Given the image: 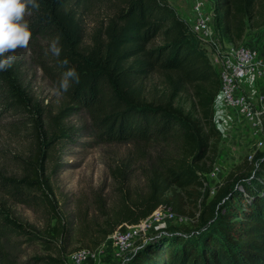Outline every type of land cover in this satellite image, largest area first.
<instances>
[{"label": "trees", "instance_id": "trees-1", "mask_svg": "<svg viewBox=\"0 0 264 264\" xmlns=\"http://www.w3.org/2000/svg\"><path fill=\"white\" fill-rule=\"evenodd\" d=\"M208 1L216 34L232 43L241 41L247 23L264 12V0ZM38 3V9L26 8L24 19L40 67L56 88L67 68H75L79 81H70L67 91L60 92L57 112L47 115L28 93L18 61L0 71V103L31 119L32 140L23 174L0 172V190L20 202L35 200L49 217L44 237L14 218L8 207H0V236L13 232L41 239L48 252L32 257L31 264H68L71 253L94 251L117 226L137 223L158 207L183 213L187 201L198 212L191 227L169 226L159 236L140 240L122 264H264V152L255 155L254 167L230 170L211 197L202 193L201 174L208 171L204 159L216 153L220 142L213 121L220 80L189 23L168 0ZM94 8L103 17L84 46V16ZM54 41L59 56L51 51ZM148 79L155 83L146 90ZM183 91L191 96L188 107L178 103ZM78 110H86L107 142H131L158 153L145 172V191L123 190L106 229L87 213L76 217L73 211H61L52 199L48 164L77 134L66 120ZM58 167L55 163L51 169ZM122 169L118 166L119 174H114L118 180L124 177ZM0 264H15L1 246Z\"/></svg>", "mask_w": 264, "mask_h": 264}, {"label": "rangeland", "instance_id": "rangeland-1", "mask_svg": "<svg viewBox=\"0 0 264 264\" xmlns=\"http://www.w3.org/2000/svg\"><path fill=\"white\" fill-rule=\"evenodd\" d=\"M168 1L187 18L190 26L195 24L197 16L194 6L200 2L199 10L204 17L208 16L210 31L209 34L204 35L202 41L216 72L222 55L231 48L252 40L247 36L254 35L262 39L259 46L262 45L264 48V12L261 16H255L253 22L247 23L241 41L232 43L216 34L212 8L208 0ZM102 15L101 9L95 8L92 13L85 14L84 46L88 45L91 34L96 32ZM255 22L261 24L256 27L253 25ZM12 54L19 62L22 80L28 93L42 113L55 114L62 97L57 92L54 81L40 67L39 53L28 44L23 48L18 47ZM262 60L264 61V50ZM152 80L155 83L154 79L147 80L146 90L150 88ZM236 87L238 95H242L248 103L249 114L245 115L231 105H227L218 95L214 100L213 121L220 132V142L216 153L212 155L209 152L204 159L203 163L208 171L201 174L204 180L202 193H208L209 197L215 193L218 184L230 170L237 167L239 169L254 167L257 163L254 162L255 155L264 152V76L251 71L237 81ZM178 103L188 107L191 103L189 92L183 91ZM66 122L76 128L77 134L71 143L58 148L54 160L48 164H51V168L55 163L59 164L56 170L51 168L48 170L53 190L52 199L58 202L61 211L68 210L67 213L73 211L76 217L87 213L90 220L106 229L110 215L118 207L123 190L129 188L140 193L145 191V172L148 166L155 162L158 153L148 147L140 148L131 142H107L94 129L86 110L75 111L68 116ZM29 123L31 119L25 114H16L0 103V172L18 177L23 174V159L30 156L32 149ZM118 166L123 167L120 174H124V177H120V180L119 177L114 176L118 173L116 171ZM31 195L29 193L25 198H30ZM192 203L183 202V213L179 214L169 208L158 207L151 214L153 216L151 226L191 227L198 213ZM0 207H8L12 216L25 227L46 237L44 225L49 217L35 200L20 202L0 190ZM110 233L94 250L96 253L94 258L73 261L68 256L67 263L122 264L142 240V237L135 239L132 248L121 251L112 241ZM0 246L10 253L15 264H31L32 257L45 255L48 252L41 239L30 240L13 232L0 236Z\"/></svg>", "mask_w": 264, "mask_h": 264}, {"label": "built area", "instance_id": "built-area-1", "mask_svg": "<svg viewBox=\"0 0 264 264\" xmlns=\"http://www.w3.org/2000/svg\"><path fill=\"white\" fill-rule=\"evenodd\" d=\"M199 6L200 2H197L194 6L197 16L195 17V24L190 27L202 39L204 38V35H207L210 32L209 18L208 16L204 17L201 14ZM211 29H213V27H211ZM247 37H250L252 40L245 42L236 48H231L222 55L217 72L220 80V87L217 95L222 98L223 102L227 105H231L245 115L249 114V107L244 97L237 93V81L243 79V77L251 71H256V73L264 76V61L262 60L264 48L262 45L259 46L262 39L254 35ZM258 39L260 41H258ZM151 214L137 223H123L114 229L110 233L114 244L117 245L121 251H125L129 247L132 248L134 240L140 237L143 238L149 230L153 222V216H151ZM95 254L94 251L80 249L71 253L69 258L73 261H82L86 258H94Z\"/></svg>", "mask_w": 264, "mask_h": 264}, {"label": "clouds", "instance_id": "clouds-1", "mask_svg": "<svg viewBox=\"0 0 264 264\" xmlns=\"http://www.w3.org/2000/svg\"><path fill=\"white\" fill-rule=\"evenodd\" d=\"M38 9V0H0V71L11 67L16 57L12 54L18 47H26L31 37L28 22L24 19L26 8ZM58 40V38H57ZM59 56L60 47L54 41L51 46ZM67 63V61H63ZM70 81H79L75 68H67L57 87V92L67 91Z\"/></svg>", "mask_w": 264, "mask_h": 264}, {"label": "water", "instance_id": "water-1", "mask_svg": "<svg viewBox=\"0 0 264 264\" xmlns=\"http://www.w3.org/2000/svg\"><path fill=\"white\" fill-rule=\"evenodd\" d=\"M164 228H160V227H155V225L151 226L149 228V230L147 231V233L145 234V236L142 238V242H146L147 240H149L150 238L154 237V236H159L163 233H165V231H163Z\"/></svg>", "mask_w": 264, "mask_h": 264}, {"label": "crops", "instance_id": "crops-1", "mask_svg": "<svg viewBox=\"0 0 264 264\" xmlns=\"http://www.w3.org/2000/svg\"><path fill=\"white\" fill-rule=\"evenodd\" d=\"M174 6V5H173ZM176 8V7H175ZM176 10H177V12L179 13V15L183 18V19H185L186 21H188L187 20V18L184 16V15H182L181 13H180V11L176 8Z\"/></svg>", "mask_w": 264, "mask_h": 264}]
</instances>
